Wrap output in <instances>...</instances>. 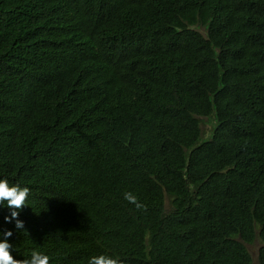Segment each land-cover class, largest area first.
Returning <instances> with one entry per match:
<instances>
[{
    "label": "trees",
    "instance_id": "16d2710c",
    "mask_svg": "<svg viewBox=\"0 0 264 264\" xmlns=\"http://www.w3.org/2000/svg\"><path fill=\"white\" fill-rule=\"evenodd\" d=\"M0 179L17 260L264 264V0H0Z\"/></svg>",
    "mask_w": 264,
    "mask_h": 264
},
{
    "label": "clouds",
    "instance_id": "9594fccd",
    "mask_svg": "<svg viewBox=\"0 0 264 264\" xmlns=\"http://www.w3.org/2000/svg\"><path fill=\"white\" fill-rule=\"evenodd\" d=\"M30 190L27 187H21L20 185H10L6 179H0V204L7 203L11 211L10 217H5V220L11 222L12 219L16 220V227L23 229V221L17 219L19 216V210L26 206L27 198ZM126 199L130 201L133 197L126 195ZM12 231H6L2 235L3 240H0V264H50V258L48 255L33 251L30 259L17 260L10 254L9 249L12 245L8 242V237L12 236ZM89 264H123V261L119 257H110L106 255H99L92 257L89 260Z\"/></svg>",
    "mask_w": 264,
    "mask_h": 264
},
{
    "label": "rangeland",
    "instance_id": "374dc122",
    "mask_svg": "<svg viewBox=\"0 0 264 264\" xmlns=\"http://www.w3.org/2000/svg\"><path fill=\"white\" fill-rule=\"evenodd\" d=\"M212 120L204 118L203 128L205 130L206 135L209 134V130L212 127ZM249 252L251 253L254 264H257V254H258V248H259V242H255L251 245H247Z\"/></svg>",
    "mask_w": 264,
    "mask_h": 264
}]
</instances>
